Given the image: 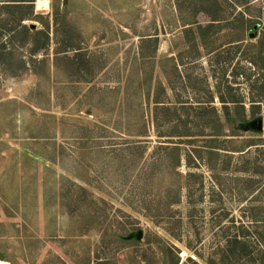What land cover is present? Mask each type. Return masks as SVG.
Returning <instances> with one entry per match:
<instances>
[{
    "label": "rangeland",
    "instance_id": "374dc122",
    "mask_svg": "<svg viewBox=\"0 0 264 264\" xmlns=\"http://www.w3.org/2000/svg\"><path fill=\"white\" fill-rule=\"evenodd\" d=\"M39 1L0 0V264H208L222 227L260 234L264 54L209 51L240 13L262 37L264 0Z\"/></svg>",
    "mask_w": 264,
    "mask_h": 264
},
{
    "label": "trees",
    "instance_id": "16d2710c",
    "mask_svg": "<svg viewBox=\"0 0 264 264\" xmlns=\"http://www.w3.org/2000/svg\"><path fill=\"white\" fill-rule=\"evenodd\" d=\"M240 16L244 25L243 34H241L240 37H237L236 39L229 41L224 45L214 47L212 48V50L209 51L210 54H212L218 59V62L222 58L231 59L234 54H230L227 57H225L224 55H226L227 53H231L235 49H241L242 47H244V49L247 47L248 49L250 47L256 48L259 52V57L260 53L263 52L264 54V34L262 37L259 36L257 41L255 42L253 40L245 42L244 35L248 32L250 26H253L254 29H256L258 25H253L252 19L250 17H246V13H240ZM218 21H220L219 16L212 15L210 23L203 25L197 21H194L188 28H190V31H192L193 34L195 33L197 40L203 41L206 39L209 32H212L216 27H218V24H220L217 23ZM256 38L257 34H255L252 39ZM252 63H256L255 59H253ZM219 99H221L222 102L225 103L224 106L227 110V112L224 114V118H226L228 121H237V123L248 121V114L244 104V100L236 99L234 97L231 100H228L223 95H219ZM251 102L253 103V105H256V103L261 102V100L253 95L251 97ZM228 103H235L236 105H238L237 108H239V111L240 108L243 109V113L239 112V114H241V117H234L232 120L231 111L229 109L230 107ZM218 117L219 120H221V116ZM213 135L219 136L221 134L216 131V133H213ZM251 222L252 223L246 225H237V222L233 221L230 226L222 227L224 237L214 242L212 252L210 253L209 258L207 259L208 264H264V220L260 221V234L257 232V230L255 231L254 228L258 225H254L255 223L253 222L255 221ZM171 235L177 240L181 241L179 235H175L173 233H171ZM188 248L191 249L192 247L188 245ZM167 249L174 255L175 258L171 264H180V248L174 244H170ZM194 253L199 258L205 259L204 255L200 253L199 249H195ZM188 259L190 261H193L195 264H200L197 260H193L191 257H188Z\"/></svg>",
    "mask_w": 264,
    "mask_h": 264
},
{
    "label": "water",
    "instance_id": "95a60500",
    "mask_svg": "<svg viewBox=\"0 0 264 264\" xmlns=\"http://www.w3.org/2000/svg\"><path fill=\"white\" fill-rule=\"evenodd\" d=\"M251 35H252V34H251ZM257 125H258V128H259V129H262V127H263V123H262V120H261V119L258 120Z\"/></svg>",
    "mask_w": 264,
    "mask_h": 264
},
{
    "label": "bare ground",
    "instance_id": "6f19581e",
    "mask_svg": "<svg viewBox=\"0 0 264 264\" xmlns=\"http://www.w3.org/2000/svg\"><path fill=\"white\" fill-rule=\"evenodd\" d=\"M42 3H45L46 4V0L45 1L44 0H40L39 1V5L42 4Z\"/></svg>",
    "mask_w": 264,
    "mask_h": 264
}]
</instances>
